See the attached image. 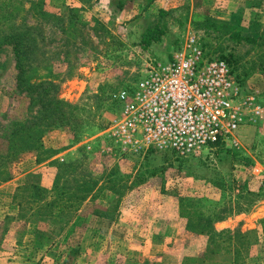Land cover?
Returning a JSON list of instances; mask_svg holds the SVG:
<instances>
[{"label":"rangeland","instance_id":"obj_1","mask_svg":"<svg viewBox=\"0 0 264 264\" xmlns=\"http://www.w3.org/2000/svg\"><path fill=\"white\" fill-rule=\"evenodd\" d=\"M39 11L46 16H39ZM157 23L163 28L161 42L142 49V34ZM263 24L264 0H0V42L11 30L35 29L37 42L42 40L36 53L41 61L38 78H49L57 86L56 96L75 107L70 112L78 120L74 130L68 126L45 134L47 154H20L0 167V179L9 176L0 182V264H66L70 251L76 253L70 264H123L128 254L143 250L133 236L136 241L127 251L124 232H148L147 226L159 220L166 233L172 234L178 224L190 234L203 224L196 226L197 214L207 216L218 209L231 213L244 209L252 220L253 203L258 201L264 212V69L258 59L263 49L234 38L230 31L250 38ZM190 34L199 38L207 56L228 58L243 94H253L261 105V117L240 127L234 142L195 157L177 158L170 152L144 157L122 151L104 133L122 105L111 95L139 82L150 62L168 61ZM16 75L12 48L2 44V156L11 131L37 111L16 89ZM68 162H73L71 168H61ZM137 176H147L146 182L135 185ZM219 177L225 179L223 192L215 187ZM82 181L94 192L78 212L68 219L72 210L56 203L55 214L48 218L46 204L58 195L54 186L71 191ZM36 184L46 191L41 206L36 199L42 197L30 187ZM253 196L257 202L250 203ZM94 211L113 220L121 216L119 226L93 217ZM189 220L195 224L193 230ZM240 220L245 225L235 230L245 234L241 237L245 264H264L262 242V247L251 250L259 240L258 229L248 234L245 228L251 220ZM215 223L211 231L221 227ZM110 227L120 231L110 232ZM230 234L207 235L214 244H234ZM185 235L190 251L200 246L202 241Z\"/></svg>","mask_w":264,"mask_h":264},{"label":"built area","instance_id":"obj_2","mask_svg":"<svg viewBox=\"0 0 264 264\" xmlns=\"http://www.w3.org/2000/svg\"><path fill=\"white\" fill-rule=\"evenodd\" d=\"M111 98L122 105L104 133L133 155L148 149L180 158L208 153L216 143L234 142L236 131L263 112L253 94H243L228 64L207 56L195 34L168 61L150 62L139 82Z\"/></svg>","mask_w":264,"mask_h":264},{"label":"trees","instance_id":"obj_3","mask_svg":"<svg viewBox=\"0 0 264 264\" xmlns=\"http://www.w3.org/2000/svg\"><path fill=\"white\" fill-rule=\"evenodd\" d=\"M122 3H119L118 5H121ZM39 16L45 17L46 15L39 11L37 12ZM36 14V15H37ZM160 17L163 16V12H159ZM35 15V14H34ZM253 24V23H252ZM255 24V23H254ZM25 30H19L14 29L11 30L9 34H5L0 42V47L2 44L11 46L14 60H15V68L17 71L16 75V89L22 94H25L26 97L30 100L29 105L31 108H37V111L35 114L30 116V120H27L19 125H16L14 130L11 131L8 138H6V148L7 153L5 156L0 155V158L3 159L0 160V167L2 165L4 166L6 163L18 158V156L24 153H37V157L40 154H47L46 150H44V146L42 144V139L45 136V134L49 133L50 131L56 129V128H66L68 126H71L72 130L78 127L77 119L75 118L74 111L70 112V110H73V108L70 106V104L64 102L63 100L59 99L56 96V88L57 86L50 81L49 78H38L37 70L38 65L41 62L38 58H36V53L40 49V43H42V40H39L37 42V37L34 36L35 29L33 28H27L23 27ZM232 33V36L238 40H246L250 44H258L262 47L263 52L260 55L259 59V65L261 68L264 69V24L260 29L257 30L256 33H254L250 38L249 37H243L240 35L239 32L235 30H230ZM163 36V28L160 26L159 23L155 24L151 29H148L146 32L142 34L141 40L139 42L140 47L142 49H147L151 46L153 43H160L161 38ZM223 59L228 66L230 67V62L228 61V58H220ZM39 60V61H38ZM232 71V69H231ZM234 74V72L232 71ZM237 82V81H236ZM223 145V143H216L214 144V147H220ZM154 152H161L157 151L155 149H148L144 157L151 155ZM167 152V151H163ZM171 153V152H170ZM174 156H176L174 153H171ZM55 154L47 155L45 157L47 159L51 158ZM177 157V156H176ZM180 158V157H177ZM190 158V157H188ZM37 161V160H36ZM73 162H68L65 164L60 165L61 168L69 169L73 166ZM61 171H63L61 169ZM6 172H3V174ZM150 174V173H148ZM153 174H150V177H152ZM1 176V174H0ZM147 176H137L133 179L135 185H140L146 182ZM9 179V176H4L0 179V182H5ZM220 183L215 184V187L219 189L220 191H224V178L219 177ZM35 192L36 195L42 198L36 199L37 202L41 201V199H45L42 193H46V191L40 189V187L36 184L35 186H30ZM60 188V187H59ZM27 189V188H26ZM61 191L58 190V186L55 185L53 190L57 191V196H54L52 201L48 202V206H50L48 218H52V216L55 214L53 212L54 206H56V203H60V206L65 207L67 209L72 210L71 216L68 219H71L80 209L81 205L92 196V193L94 192V189H92V186H90V183H84L83 181L81 183H76L74 185V188L72 190L66 189L64 190L63 187L60 188ZM90 194V195H89ZM47 195V194H46ZM93 198V197H92ZM56 201H55V200ZM255 196L251 199L252 201L250 203H253L255 200ZM118 200L116 201L115 205L117 206ZM15 201V199H14ZM13 201V202H14ZM257 202V201H256ZM40 203V204H39ZM37 205H42L41 202H39ZM224 203V202H223ZM255 204V202L253 203ZM18 207L21 209V204H17ZM65 209V208H63ZM219 210V209H218ZM213 210L217 212H211V214L207 216H203L202 213L197 214V221L196 226L202 221L203 224L200 225V229L198 228L197 231H192L193 233H214V231H211V227L213 226V223L222 221L226 219L227 217L231 216L232 214H241L244 212V209L238 210L236 212L235 210L232 211L231 209L227 211L225 210ZM33 211V210H32ZM235 211V212H234ZM94 215L100 216L101 214L98 211H94ZM104 218L112 219L109 216L103 214ZM193 220H189L188 226L192 227L195 225L192 222ZM261 232H262V244L264 247V219H262L260 222ZM187 228L189 229V227ZM204 227V230L201 229ZM193 230V229H192ZM208 232V233H207ZM248 234L250 232H247ZM232 242L234 245L238 244L239 251L235 252L236 261H242L243 260V251L245 250L244 244H241V237H244L245 234L243 233L239 235L238 231L233 232L232 234ZM254 243V242H253ZM73 251H70V254H68V258L66 260V264H70L71 259L73 257Z\"/></svg>","mask_w":264,"mask_h":264},{"label":"crops","instance_id":"obj_4","mask_svg":"<svg viewBox=\"0 0 264 264\" xmlns=\"http://www.w3.org/2000/svg\"><path fill=\"white\" fill-rule=\"evenodd\" d=\"M6 184H4L3 186H5ZM254 208V218L252 220L248 218L250 216V213H247L248 215L242 213L229 216L222 221L216 222L215 224H220L221 227H216L214 229V234L225 235L228 234L229 231L232 234L236 231L235 229H237L238 227H240L241 229L245 225L240 224V222L242 221L240 219H247V221L251 220L250 225L247 224L245 231L250 232L254 228L258 229L257 233L259 240L256 243L257 245H254L251 250L254 248L256 250L259 249L260 247H262V241L260 240L261 227L259 225V222L264 219V212L262 211V209H259V201L256 205H253V209ZM93 217L104 219L114 225V227L115 225L116 227L119 226V221L121 218L120 216L119 218L110 220L96 215H94ZM234 219H238L237 222H235ZM229 222L231 224L234 223V225H229ZM162 225L163 223L158 220L153 226H147L149 228L148 232L143 233L141 231L138 232L137 235H134L133 233H130L129 235V233L124 232V238H126V241H124V243L127 251H132V244L134 243V241H136L134 240V238H132L133 236L137 237L138 243L143 244V250L136 253L135 255L128 254L127 258L123 260V264H245L244 258L242 261H236L235 252L239 251L238 244L234 245L224 243L223 241L216 242V244H214L206 233L188 234V231L187 233L186 231H182L181 227L178 224L174 229H172V234H170L163 231L164 229H162ZM112 229L113 228L110 227V232L113 231V233H118V231H120L119 229ZM185 234L191 235V238H196V240L202 241L200 246L194 247V249L190 251L188 249V246L186 245V240L184 239L186 236ZM118 243L120 242H117V244L114 243V246L117 247ZM263 248L261 249L263 250ZM125 253L127 254V252ZM73 254L76 255L75 252ZM119 264H121V262Z\"/></svg>","mask_w":264,"mask_h":264}]
</instances>
